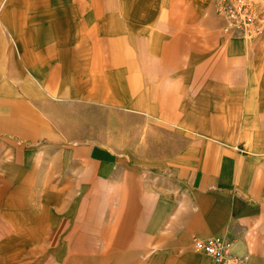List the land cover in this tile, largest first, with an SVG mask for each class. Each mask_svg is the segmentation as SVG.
Returning <instances> with one entry per match:
<instances>
[{"label": "crops", "instance_id": "0c3cea01", "mask_svg": "<svg viewBox=\"0 0 264 264\" xmlns=\"http://www.w3.org/2000/svg\"><path fill=\"white\" fill-rule=\"evenodd\" d=\"M214 1L0 0V264H264V30Z\"/></svg>", "mask_w": 264, "mask_h": 264}, {"label": "built area", "instance_id": "2783aa9c", "mask_svg": "<svg viewBox=\"0 0 264 264\" xmlns=\"http://www.w3.org/2000/svg\"><path fill=\"white\" fill-rule=\"evenodd\" d=\"M217 15L226 23L225 33H240L253 38L264 30V19L252 0H215ZM194 251L202 253L212 264H247L245 257L230 253L231 242L224 239L193 237Z\"/></svg>", "mask_w": 264, "mask_h": 264}, {"label": "rangeland", "instance_id": "374dc122", "mask_svg": "<svg viewBox=\"0 0 264 264\" xmlns=\"http://www.w3.org/2000/svg\"><path fill=\"white\" fill-rule=\"evenodd\" d=\"M256 5V9L262 15L264 19V0H252ZM101 117L99 110L94 108H79V119L90 118L91 121L94 118ZM101 133L100 131L98 134ZM65 249V250H64ZM63 253H60V256H57V262L48 258L46 259V264H102V253H101V243L95 239V253H70L69 249H66V245L63 244ZM202 254V253H200ZM203 255V254H202ZM208 259V258H207Z\"/></svg>", "mask_w": 264, "mask_h": 264}]
</instances>
